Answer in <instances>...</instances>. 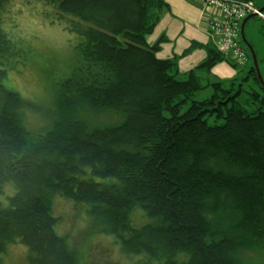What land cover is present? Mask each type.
Instances as JSON below:
<instances>
[{
	"label": "trees",
	"instance_id": "trees-1",
	"mask_svg": "<svg viewBox=\"0 0 264 264\" xmlns=\"http://www.w3.org/2000/svg\"><path fill=\"white\" fill-rule=\"evenodd\" d=\"M28 1L75 31L77 58L56 83L60 117L31 129L26 105L46 97L5 83L27 50L13 0H0V194L14 187L7 205L0 199V264L15 246L23 253L14 260L25 264H120L114 244L144 253L140 264H264V84L240 35L244 78L261 90L215 81L211 96L197 100L207 85L196 69L178 77L185 53L162 58L164 37L147 39L167 0ZM210 33L216 48L200 69L229 59L219 32ZM214 115L222 120L210 123ZM64 200L70 220L85 214L114 238L69 244L56 228L71 204Z\"/></svg>",
	"mask_w": 264,
	"mask_h": 264
},
{
	"label": "rangeland",
	"instance_id": "rangeland-1",
	"mask_svg": "<svg viewBox=\"0 0 264 264\" xmlns=\"http://www.w3.org/2000/svg\"><path fill=\"white\" fill-rule=\"evenodd\" d=\"M260 7L264 5V0H253ZM196 3L202 4L199 1ZM210 7V8H208ZM166 7L160 9V14ZM215 9L214 6H209L208 3L197 9V12L193 14V20L195 21L200 16V21L207 30L209 20L213 17L210 9ZM13 9L17 12L15 20L16 27L14 28L15 34L22 39L24 46L26 47V59L23 62L16 64L15 68H9L8 74L5 77V83L9 88L21 90L22 94L27 95L28 91L34 88L35 96L37 97H46L43 101L40 98H37L36 106L26 105V111L29 113L30 120L32 124L27 121V125L33 129L34 125H39L42 122L44 124L49 122V126L53 125V121L56 118L60 117L61 105H60V94L62 88H58V84L61 80L65 79L73 70L76 63V48L74 42L75 31H69L67 28H64L65 22H58L60 20L54 19L53 15L50 12L43 11L42 6H38L37 3L30 2L28 0H13ZM203 14H201V12ZM206 11V12H205ZM218 20L223 21L225 15L218 10ZM167 17L164 19L166 23ZM156 32H152L147 35L151 37L148 39L150 44H154L159 38V32L163 28V25L160 24ZM240 31V23H239ZM248 40L254 45L255 50L258 55L260 70L264 76V18L257 15L251 18L246 26L245 30ZM206 34V33H205ZM174 35V34H173ZM185 35V33L183 34ZM240 35V34H239ZM206 42H209L208 36L206 35ZM244 44V42H243ZM245 45V44H244ZM214 46V44H213ZM209 47H212L210 44ZM176 54L174 48L171 45H166L165 42H162V48L158 50V55L162 58H172ZM230 59L236 65H232L229 62L221 61L218 62L213 67H204L200 69L196 67V72L201 77L202 83L206 84V88L200 89L197 91L194 96L195 99L201 100L211 96V93L215 90L213 82L222 81L223 85L230 84L233 79L238 83H242L243 87L246 90L251 89L253 86H258L261 90L259 83L254 78H244V75L248 71V68L253 64V57L251 55V60L249 66L243 65L240 62V57H237L234 52H228ZM209 56V49L207 47H201L191 51L190 59H195L197 62H204L205 57ZM208 58V57H207ZM234 58V59H233ZM178 63V61H177ZM199 63V64H200ZM198 64V63H196ZM183 66H186L185 62L179 64V72L177 73L178 77L184 78ZM199 66V65H197ZM37 76L43 80V85L32 86L31 81H26L23 79L25 77ZM24 85H27L24 87ZM247 95V93H244ZM260 100L255 102L247 103V107L253 111L258 106ZM187 104L184 108H187ZM48 115V118L44 120V116ZM215 115L209 117V122L215 124L222 119L215 120ZM12 184L7 183L4 187L5 190L0 194V199L3 202V205H7L9 202L8 196H13L14 187ZM66 203H71L69 208L66 207L60 213L61 218L59 219L56 228L58 231L65 234V238L69 244L72 246H77V250L82 247L87 240H90V243H97L100 240L110 239L114 237L112 234H107L104 232H99V223L92 220L88 222L85 218V214L75 217L70 220L68 215L69 209L72 210V201L64 200ZM60 209V208H59ZM55 211L56 213L58 210ZM76 211V210H75ZM70 220V221H69ZM118 244H114L111 247V257L120 262V264H140L138 259L142 260L145 258L144 253H127L124 254L121 251ZM23 250L22 246H15L11 248L10 254L5 252L2 255V264H25V262H17L14 259L17 257L18 253ZM114 252V253H113ZM81 253L79 255V261L82 262ZM82 264H93V259ZM95 264H102L101 257H96Z\"/></svg>",
	"mask_w": 264,
	"mask_h": 264
},
{
	"label": "crops",
	"instance_id": "crops-1",
	"mask_svg": "<svg viewBox=\"0 0 264 264\" xmlns=\"http://www.w3.org/2000/svg\"><path fill=\"white\" fill-rule=\"evenodd\" d=\"M170 3V6L166 7V10H163L160 14V20L153 30L156 32L159 28L160 24L163 25V28L160 30L159 38L162 37L163 41L166 45H171L174 48V52L178 53L172 58H176L181 53H185L182 56L176 58L178 62H185L186 66H183L184 73H188L192 69H196L197 65H200V62L195 61V59H190L191 51L200 49L201 47H207L209 49V45L216 48V37L212 36L210 33L211 25L214 21H217L218 10L215 8L210 9L213 17L209 20V27L207 26V30L203 27L202 22L199 20L200 16L194 21L193 14L197 12L196 10L204 6L196 3L194 0H167ZM210 8V7H208ZM204 11L201 12L203 14ZM206 12V11H205ZM167 17L166 23H164V19ZM248 24V23H247ZM153 32V33H154ZM185 33V35H183ZM206 33V34H205ZM174 34V35H173ZM206 35L208 36L209 42H206ZM151 39V37H148ZM214 44V46H213ZM190 45H193L189 51H186ZM227 54V53H226ZM231 54H227L226 56L230 59ZM232 56V55H231ZM208 57V55H207ZM205 57V59H207ZM229 59H224L222 61L229 62ZM234 59V58H233ZM221 62V61H220ZM198 63V64H196ZM232 64L231 62H229Z\"/></svg>",
	"mask_w": 264,
	"mask_h": 264
},
{
	"label": "built area",
	"instance_id": "built-area-1",
	"mask_svg": "<svg viewBox=\"0 0 264 264\" xmlns=\"http://www.w3.org/2000/svg\"><path fill=\"white\" fill-rule=\"evenodd\" d=\"M209 6H214L225 15L223 21H214L212 30L220 34L219 47L224 53L234 52L244 63L247 56L239 40V23L242 18L250 13H256L264 18V13L251 0H206Z\"/></svg>",
	"mask_w": 264,
	"mask_h": 264
},
{
	"label": "water",
	"instance_id": "water-1",
	"mask_svg": "<svg viewBox=\"0 0 264 264\" xmlns=\"http://www.w3.org/2000/svg\"><path fill=\"white\" fill-rule=\"evenodd\" d=\"M251 1H253V0H251ZM259 8H260V11L264 13V5L262 7H259ZM255 16H257L256 13H250V14L246 15L244 18H242L240 20V31H239V34H240L241 41H243L244 44H245V45L243 44V46H246L249 49L250 54L253 57V66H254V68H255V70L257 72V75H258L261 83L264 84V76L262 75L261 70H260L261 67H260V63H259L257 52L255 50L254 45L248 40V38L246 36V33H245L247 23L249 22V20L251 18H253Z\"/></svg>",
	"mask_w": 264,
	"mask_h": 264
}]
</instances>
